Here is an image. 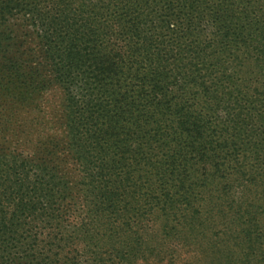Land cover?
Listing matches in <instances>:
<instances>
[{"label": "trees", "instance_id": "trees-1", "mask_svg": "<svg viewBox=\"0 0 264 264\" xmlns=\"http://www.w3.org/2000/svg\"><path fill=\"white\" fill-rule=\"evenodd\" d=\"M0 145V264H264V0H0Z\"/></svg>", "mask_w": 264, "mask_h": 264}, {"label": "rangeland", "instance_id": "rangeland-1", "mask_svg": "<svg viewBox=\"0 0 264 264\" xmlns=\"http://www.w3.org/2000/svg\"><path fill=\"white\" fill-rule=\"evenodd\" d=\"M208 30H202L199 39H201V36H207ZM176 38V37H174ZM191 38H195V35L192 34L191 37L184 36L183 38H180V42L182 44H186L190 42ZM205 39V37H202ZM228 57V53H227ZM230 61V60H229ZM236 68L232 69V72H236ZM231 70V69H230ZM238 76V75H237ZM43 104V110H44V116L46 120L48 121V127L50 128L49 132L52 137L55 138V141H65V138L67 136V129H66V122H67V99H66V93L63 86L57 83H51L43 90L41 101ZM10 146V145H9ZM12 146V145H11ZM2 145H0V148ZM15 149V148H11ZM17 154L21 155L23 158L27 157L28 154H31L29 158L34 159L36 161H47L50 164L52 163L54 159L52 158V154L50 152H41V153H34L32 152L31 148H19L15 150ZM23 153V154H22ZM55 159V164L57 165V171L59 174L67 179L68 181H71L75 184H77L80 180L81 174L79 172L78 164L73 159L71 155H68V151L63 149L61 152L58 151ZM77 218L79 217H72L70 219L71 222L74 224H77ZM160 228L159 226L156 228ZM143 231V232H142ZM139 233H143L144 237H147V233L151 236L150 240H155L158 235H160L159 230L157 231L158 234L155 233V238H153L154 235H152L153 232H148L147 229H143ZM159 241V239H157ZM156 241V242H157ZM151 242V241H150ZM73 247L67 248V251L70 253H73V255H77V244H72ZM188 256H185V261H182L181 264H194L191 251L187 252ZM124 263H127V261H124ZM128 264H145L142 259L133 258L131 259Z\"/></svg>", "mask_w": 264, "mask_h": 264}]
</instances>
